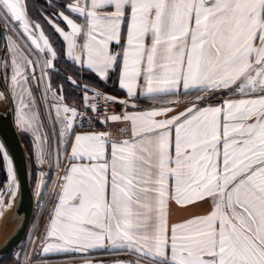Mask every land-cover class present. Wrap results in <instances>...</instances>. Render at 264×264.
<instances>
[{"label":"snow or ice","instance_id":"obj_1","mask_svg":"<svg viewBox=\"0 0 264 264\" xmlns=\"http://www.w3.org/2000/svg\"><path fill=\"white\" fill-rule=\"evenodd\" d=\"M46 19L78 72L101 83L115 74L127 99L85 85V109L69 106L62 86L59 95L51 88L61 53L30 18L28 0H0V24L16 37L4 36L9 93L0 97L34 136L40 163L46 155L68 161L42 254L264 264V0H66ZM101 98L120 112L109 115ZM142 98L147 107L134 102ZM110 124L127 127L114 136ZM7 171L0 207L18 187L10 159ZM173 204L208 210L170 225Z\"/></svg>","mask_w":264,"mask_h":264},{"label":"water","instance_id":"obj_2","mask_svg":"<svg viewBox=\"0 0 264 264\" xmlns=\"http://www.w3.org/2000/svg\"><path fill=\"white\" fill-rule=\"evenodd\" d=\"M0 33H2L0 34V57H3L6 32L2 24H0ZM0 85H2L0 92L9 93L1 74ZM5 101L6 109L0 107V145L3 146L0 151L2 155L7 153V159L3 155L6 162V171L8 169V160H11L12 169L18 184L19 196L12 211V218L14 221H18V224L4 242L0 244V264L14 252L26 237L38 203L31 184L29 160L23 144L22 134L15 123L13 105L8 100L5 99ZM52 168L53 163L50 159L49 169L52 170ZM10 181L8 174L7 185Z\"/></svg>","mask_w":264,"mask_h":264},{"label":"rangeland","instance_id":"obj_3","mask_svg":"<svg viewBox=\"0 0 264 264\" xmlns=\"http://www.w3.org/2000/svg\"><path fill=\"white\" fill-rule=\"evenodd\" d=\"M3 27L5 29L6 36H13L14 39L16 38L13 32L7 31V28L9 26L3 25ZM4 56H5V50H4L3 57ZM37 72L39 73V70ZM4 81L9 91V84L5 79ZM43 88H44V84L43 82H41L40 84L41 90L40 89L37 90L38 91L37 93L39 94V92L43 91ZM20 133L22 134V136L24 135V137H26L25 133L21 131ZM26 144L29 148L28 158H29V166H30L31 183H32V187L35 192L36 198L38 200V203H37V207L35 210L32 225L29 230V234L26 236L25 240L15 250V257L16 255H18V252H19V258H20L19 260H21L20 264H57L56 262H52L51 260L46 259L47 256H44L41 254V250L39 249L38 240H39V235H40L41 224L43 223L44 219L49 216L51 212V208L53 207L55 203V200H53L52 197L50 199L49 196L56 192L57 178H62L64 174V168L62 170V168L59 167L58 162L55 161V159L50 156V158L53 160V168L52 170H50L48 162L45 161L43 163H40V161L36 160L35 155H34L33 143L26 140ZM41 173H44L43 177H41L40 175ZM2 174L6 175L7 180L4 183L3 187L0 188V190L5 189V186L7 185V181H8V172L6 171V162L0 151V176ZM41 183L45 185V187H43L42 189L38 188V185ZM38 192L40 193L39 195H38ZM47 211H48V214L46 215ZM129 258L131 257L127 255H121L118 257H111V258H103L105 260L103 261V263L112 264V261L114 260H118V259L126 260ZM79 260H82V259H79Z\"/></svg>","mask_w":264,"mask_h":264},{"label":"trees","instance_id":"obj_4","mask_svg":"<svg viewBox=\"0 0 264 264\" xmlns=\"http://www.w3.org/2000/svg\"><path fill=\"white\" fill-rule=\"evenodd\" d=\"M57 2L62 4L65 3L66 0H28L30 18L36 22H39L42 21L43 18L49 17L54 11ZM44 26L46 34L50 37V41L54 49L61 53L60 58L54 62V69L50 70V79L54 89H56L57 91H59L60 86H62V94L65 98V101H74L79 105L82 104L81 89L79 87L74 86L68 79L69 77L76 80L78 84H80L81 82H87L106 89V86L103 83H100L94 76H91V73L87 71L78 72V68L75 66V64L68 60L66 56L62 54L65 50L64 43H62V39L53 31V29L49 28L47 24H44ZM107 90H109V88H107ZM22 138L23 144L28 155L29 148L26 144V140L30 142L32 141L28 135H26V137H24L23 135ZM6 180V175L2 174L0 176V188L3 187ZM98 257L107 258V255L102 253H94L90 256L84 257L79 254H54L47 256L46 259L51 260L52 262L61 263L63 261L69 260L96 259Z\"/></svg>","mask_w":264,"mask_h":264},{"label":"crops","instance_id":"obj_5","mask_svg":"<svg viewBox=\"0 0 264 264\" xmlns=\"http://www.w3.org/2000/svg\"><path fill=\"white\" fill-rule=\"evenodd\" d=\"M65 14L68 15L69 13L66 12ZM73 18H75V17H73ZM57 22L59 23V26L61 28H65V25L62 22H59V21H57ZM38 23L41 24V26H42L45 34H46V31H45L44 24H47L49 26V28L53 29L52 26L49 24L48 20L46 19V17L43 18V20L42 21H39ZM67 30L68 29L65 28V31H67ZM17 43L20 44L22 50H24L25 52L27 51V48H28L27 44H25L22 40H17ZM64 47H66L65 44H64ZM75 66L77 68L79 67L76 64H75ZM38 70H39V65H37V71ZM103 84L106 86V89L101 88V87H98L95 84H90V83H87V82H81L79 84V85H81V87H79V88L81 89L82 94L81 93L80 94H81V96L84 94L83 86L87 85L89 88L95 89L96 91H99V92H102L105 95H110V96L116 97V98H118L120 100L127 99L125 92L123 90H121L120 87H119L118 77L115 74H113L111 76V78L106 83H103ZM51 88H52V91L53 92H56L57 93V95L60 94L59 91H57L56 89H54L52 83H51ZM107 88H109V90H107ZM87 96L88 97L94 96V92L89 91L87 93ZM134 102L137 103V104H139L141 107H147V103L143 100V98L141 100H139V101H134ZM39 103L41 104V107H40L41 118L42 119H46L48 122H50V117L47 116L48 102L47 101H44V100H41V101H39ZM66 103L69 106H75V107H77L79 109H81L83 107V103L81 105L77 104L74 101L66 102ZM208 103L209 104H215V103H217V101L216 100H209ZM183 110H184V108H183V106H181L180 108H177L170 115L178 114L179 112H181ZM14 115H15V123H16V126H17L18 130H20V128H19V126L17 124V118H16L15 111H14ZM99 130L103 131L104 128L101 127V125H100ZM41 131L43 132L44 129L42 128ZM21 132H23V131H21ZM26 135H28L30 137V139H31V141L33 143V148H34V145L36 144V140H35L34 136L32 134H26ZM61 152H63L62 146H61ZM69 152H70V149H69ZM34 155H35V148H34ZM35 158H36V155H35ZM50 159H51L50 156L46 155L45 158H44V162L46 161V162L50 163ZM36 160H38V159L36 158ZM51 161L53 163V160L52 159H51ZM58 164H59V167L62 168V170H63V168L65 170V168L67 167V164H68L67 158L64 157L63 155H61ZM60 181H61V178H57V183H56L57 189H56V192L54 194H51L49 196L50 199L52 197L53 200H55V203H54V205H53L52 208L50 207L51 208V212H50L49 216L44 219V221H43V223L41 224V227H40V235H39V240H38V242H39V249L40 250H41V241L45 239L46 229H47V226L50 223V217H52L54 215V206H55V204L57 202V199H58V193H59V188H60ZM172 207L175 209V211L171 215V218H170V221H169L170 225L172 223L183 222L184 220H187V219L191 218L194 215L206 214V212L208 210V206L207 205H204V204H201L199 207H193V206L181 207V206H178V205L173 204ZM47 214H48V211H47L46 215ZM41 254H42V251H41ZM42 255L48 256V255H54V254H47V255L42 254ZM106 255H107V258L121 256V255L112 254V253H109V255L108 254H106ZM103 261H105L103 258L98 257L96 259H84V260H79L78 259V260L63 261V262L57 263V264H105V263H103Z\"/></svg>","mask_w":264,"mask_h":264},{"label":"bare ground","instance_id":"obj_6","mask_svg":"<svg viewBox=\"0 0 264 264\" xmlns=\"http://www.w3.org/2000/svg\"><path fill=\"white\" fill-rule=\"evenodd\" d=\"M0 107L2 109H6V101L2 97H0ZM12 182L10 181L9 184ZM8 184V185H9ZM19 191L18 187L16 189L15 198L5 195L4 197V206L0 207V244L4 242V240L12 233V231L16 228L18 221H14L12 218L13 208L18 200ZM11 199V204L9 205V200Z\"/></svg>","mask_w":264,"mask_h":264},{"label":"built area","instance_id":"obj_7","mask_svg":"<svg viewBox=\"0 0 264 264\" xmlns=\"http://www.w3.org/2000/svg\"><path fill=\"white\" fill-rule=\"evenodd\" d=\"M92 97L93 96L90 97V99L87 101V103L94 102L91 99ZM100 103H101L102 107L109 109V113H108L109 115L114 114V113H119L120 110H121V107H122L120 104H115V105L106 104V103L103 102L102 98L100 99ZM84 109H85V104L83 103V107L81 108V110L83 111ZM88 115H94V113H88ZM91 123H92V126L94 128H96V129L100 128V125L97 123V121L93 120ZM108 127L112 130L114 136H121V133L119 132V129L126 128L127 125H123V124H114L113 125V124H110ZM127 136H128V133H126V132L123 133V138H127Z\"/></svg>","mask_w":264,"mask_h":264},{"label":"flooded vegetation","instance_id":"obj_8","mask_svg":"<svg viewBox=\"0 0 264 264\" xmlns=\"http://www.w3.org/2000/svg\"><path fill=\"white\" fill-rule=\"evenodd\" d=\"M33 218H34V216H33ZM33 221V220H32ZM31 225H32V223H31ZM31 227V226H30ZM30 230V229H29ZM29 234V231H28V233H27V235ZM26 235V236H27ZM26 238V237H25ZM25 238H24V240H25ZM23 240V241H24ZM22 241V242H23ZM17 249V248H16ZM15 249V250H16ZM15 250H14V252L11 254V255H9L1 264H20V262H21V260H19L20 258H19V252H18V255H16V257H15ZM17 258H19V259H17Z\"/></svg>","mask_w":264,"mask_h":264}]
</instances>
